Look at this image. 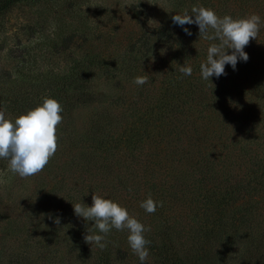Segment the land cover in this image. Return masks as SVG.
<instances>
[{
	"label": "trees",
	"instance_id": "1",
	"mask_svg": "<svg viewBox=\"0 0 264 264\" xmlns=\"http://www.w3.org/2000/svg\"><path fill=\"white\" fill-rule=\"evenodd\" d=\"M15 1L0 0V14ZM193 6L233 19L258 14L260 33L244 49L249 60L238 61L236 70L226 65V75L205 81L200 65L216 41L200 37L195 24L184 25L190 36L174 24L149 32L167 48L152 59L161 67L148 75L142 101L146 84L133 85L132 120L98 113L83 130L73 123L71 139L57 128L58 150L50 162L74 181L49 188L30 213L39 252L52 255L50 264H140L127 231L112 229L103 250L85 242L87 232L96 233L94 222L76 216L73 205L92 206L93 194L150 226L146 264H264V0H173L175 15L185 9L191 14ZM143 65L137 63L136 77L147 75ZM184 65L193 69L191 76L179 72ZM58 90L47 89L43 99L57 100L63 116L72 104ZM23 99L20 113L33 100ZM149 195L163 203L154 214L140 207Z\"/></svg>",
	"mask_w": 264,
	"mask_h": 264
},
{
	"label": "rangeland",
	"instance_id": "2",
	"mask_svg": "<svg viewBox=\"0 0 264 264\" xmlns=\"http://www.w3.org/2000/svg\"><path fill=\"white\" fill-rule=\"evenodd\" d=\"M173 9V0H127V5L125 0H16L0 14V110L14 121L40 106L47 89L58 88L72 104L59 125L69 139L76 134L73 123L83 130L98 113L132 120L135 67L144 64L147 75L161 67L157 58L167 47L149 32L172 26ZM147 85L139 101L148 95ZM81 92L90 95L87 101L71 96ZM31 96L20 113L19 102ZM7 169L8 161L0 159L7 181L0 184V264H50L52 255L39 252L30 213L49 188L73 182L74 176L66 169L57 172L51 162L27 179Z\"/></svg>",
	"mask_w": 264,
	"mask_h": 264
},
{
	"label": "clouds",
	"instance_id": "3",
	"mask_svg": "<svg viewBox=\"0 0 264 264\" xmlns=\"http://www.w3.org/2000/svg\"><path fill=\"white\" fill-rule=\"evenodd\" d=\"M167 4V0H164ZM127 5V0H125ZM194 17V19H193ZM174 25L183 28L187 35H192L184 25H197L200 37L208 41H216L207 48L206 62L201 63L200 73L205 81L210 78L226 75L225 66L236 70L238 61L247 62L248 54L244 51L250 40L257 39L262 20L258 14L233 19L230 15L217 16L214 10L203 6H193L191 14L185 9L182 14L172 16ZM149 23L156 24L153 21ZM157 25V24H156ZM231 50V54H227ZM184 76H191V66H178ZM148 75L137 76L133 83L137 86L147 84ZM212 85V84H211ZM62 105L53 98L45 97L40 106L20 115L14 121L6 119L5 111L0 110V159L8 161V172L27 179L41 173L55 156L58 150L57 128L62 123ZM5 173L0 172V184H5ZM132 189L129 188V192ZM73 205V204H72ZM162 202L148 198L140 203V207L148 214H154ZM74 214L85 221L94 222L96 233L87 232L84 240L103 250L107 246L106 237L115 229L127 231V242L140 261L146 264L150 255L148 246L151 241L145 238L150 226H145L128 210L110 199L92 195V206L83 203L73 205ZM57 225L60 219L54 221Z\"/></svg>",
	"mask_w": 264,
	"mask_h": 264
}]
</instances>
